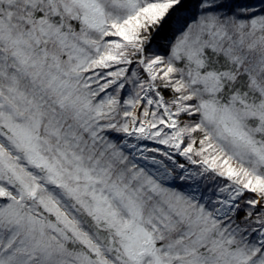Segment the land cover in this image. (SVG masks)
<instances>
[{
    "label": "snow or ice",
    "instance_id": "6c2138e0",
    "mask_svg": "<svg viewBox=\"0 0 264 264\" xmlns=\"http://www.w3.org/2000/svg\"><path fill=\"white\" fill-rule=\"evenodd\" d=\"M0 264H264V0H0Z\"/></svg>",
    "mask_w": 264,
    "mask_h": 264
}]
</instances>
